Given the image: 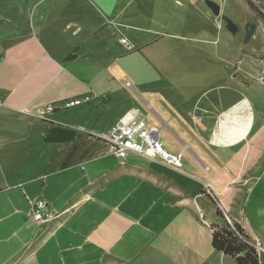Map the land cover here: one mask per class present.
I'll list each match as a JSON object with an SVG mask.
<instances>
[{"label":"crops","instance_id":"0c3cea01","mask_svg":"<svg viewBox=\"0 0 264 264\" xmlns=\"http://www.w3.org/2000/svg\"><path fill=\"white\" fill-rule=\"evenodd\" d=\"M122 25L109 0H0V264H234L211 247L217 207L264 264L260 96L247 86L218 107L205 83L159 100L166 87L126 70ZM243 103L247 134L215 142ZM132 110L171 133L164 150L183 154L181 168L123 160L96 138ZM41 199L58 218L36 225Z\"/></svg>","mask_w":264,"mask_h":264},{"label":"rangeland","instance_id":"374dc122","mask_svg":"<svg viewBox=\"0 0 264 264\" xmlns=\"http://www.w3.org/2000/svg\"><path fill=\"white\" fill-rule=\"evenodd\" d=\"M205 1L109 0L116 22L123 24L120 37L133 48V55L125 61L126 70H141L143 79L157 80L166 87L156 95L162 101L182 96L185 85L206 83L209 86L202 92L209 94L204 100L218 107L225 94L229 102L235 101L240 91L247 93V86L264 104V85L259 82L264 75V22L256 21L248 7L252 4L264 11V0H209L219 4L221 14L237 25L235 35L210 13ZM247 23L256 24V29L244 44ZM201 94L197 89V98ZM167 134L171 133L167 130L160 137L164 149L177 147L176 139Z\"/></svg>","mask_w":264,"mask_h":264},{"label":"built area","instance_id":"2783aa9c","mask_svg":"<svg viewBox=\"0 0 264 264\" xmlns=\"http://www.w3.org/2000/svg\"><path fill=\"white\" fill-rule=\"evenodd\" d=\"M121 43L126 46L127 50H131V45L126 39H122ZM259 82L264 85V75L259 77ZM126 87L131 88V85L126 83ZM74 105L75 101H69L61 104V107L67 109ZM54 110L53 106H47L36 117L39 120H45V116ZM159 133V128L147 125L139 117V113L132 110L106 135L96 138L106 143L112 153L123 160L127 155L132 154L150 162L166 164L173 169L181 168L183 154L173 155L166 152L160 141ZM207 192L213 197L210 191ZM28 217L36 225H42L58 218V215L51 213L47 202L41 199L31 203Z\"/></svg>","mask_w":264,"mask_h":264},{"label":"trees","instance_id":"16d2710c","mask_svg":"<svg viewBox=\"0 0 264 264\" xmlns=\"http://www.w3.org/2000/svg\"><path fill=\"white\" fill-rule=\"evenodd\" d=\"M254 18L258 22H264V11L249 4ZM72 56H69V59ZM216 217L220 224L212 225L211 247L230 257L234 264H259V257L256 249L248 242L247 236L236 223L229 224L223 214L216 209Z\"/></svg>","mask_w":264,"mask_h":264},{"label":"bare ground","instance_id":"6f19581e","mask_svg":"<svg viewBox=\"0 0 264 264\" xmlns=\"http://www.w3.org/2000/svg\"><path fill=\"white\" fill-rule=\"evenodd\" d=\"M250 124L251 112L246 103H243L239 109L225 114V120L220 127V135L214 141L227 145L239 141L247 134Z\"/></svg>","mask_w":264,"mask_h":264},{"label":"water","instance_id":"95a60500","mask_svg":"<svg viewBox=\"0 0 264 264\" xmlns=\"http://www.w3.org/2000/svg\"><path fill=\"white\" fill-rule=\"evenodd\" d=\"M205 6L215 18H220L224 22L225 27L230 34L232 35L237 34L238 32L237 25H235L228 17L221 14V6L219 4L213 1L206 0ZM255 29H256V24L247 23L244 26V41H243L244 44H247L248 41L251 39V37L255 32Z\"/></svg>","mask_w":264,"mask_h":264},{"label":"flooded vegetation","instance_id":"af4514ba","mask_svg":"<svg viewBox=\"0 0 264 264\" xmlns=\"http://www.w3.org/2000/svg\"><path fill=\"white\" fill-rule=\"evenodd\" d=\"M133 50V48H132V46H131V50L130 51H132ZM137 50V49H136Z\"/></svg>","mask_w":264,"mask_h":264}]
</instances>
